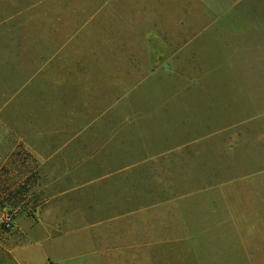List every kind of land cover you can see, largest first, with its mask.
<instances>
[{
  "label": "rangeland",
  "instance_id": "1",
  "mask_svg": "<svg viewBox=\"0 0 264 264\" xmlns=\"http://www.w3.org/2000/svg\"><path fill=\"white\" fill-rule=\"evenodd\" d=\"M109 1L116 0H0V264H27L15 252L26 245L25 236L40 213L44 217L58 210L62 194L68 196L67 214L86 204L94 214L104 213L106 176L121 171L107 165L142 158L138 134L152 129L160 136L172 123L182 126L180 119L168 120L173 113L181 119L198 116L182 103L203 105L199 113L205 122L193 123L198 150L162 155L144 168L147 178L264 171V53L250 56V40L227 41L226 48L216 51L214 38L208 51L197 47L202 34L218 25L191 26L185 18L175 25L174 16H206L201 0H161L163 40L157 56H145L134 72L95 71L96 44L112 38L96 31L113 22ZM172 4L193 8L165 7ZM243 24L249 30V16ZM80 63L87 66L84 72L78 71ZM218 65L225 71L213 73ZM203 81L209 88L196 90ZM186 91H195L194 100H188ZM174 93L182 102L179 112L169 102L161 105ZM147 112L159 117L146 121ZM221 113L225 120H212ZM123 140L134 146L123 152ZM172 161L179 167L171 168ZM82 193L95 200L71 197ZM147 225V239L152 240V218L147 217ZM45 238L37 236L25 253L31 264L63 258L65 244ZM177 247L147 248L146 264H192Z\"/></svg>",
  "mask_w": 264,
  "mask_h": 264
},
{
  "label": "crops",
  "instance_id": "2",
  "mask_svg": "<svg viewBox=\"0 0 264 264\" xmlns=\"http://www.w3.org/2000/svg\"><path fill=\"white\" fill-rule=\"evenodd\" d=\"M108 4L114 10L111 14L113 22L97 26L96 31L112 38L100 39L96 44L94 56L99 58L91 65L98 72H134L136 64L144 62L145 56L156 57L159 53L163 40L160 13L163 3L161 0H116ZM165 7L193 8L183 4ZM200 7L209 15L200 18L189 17L192 13L174 16L175 25H178V18H185V23L191 26L199 23L218 25L211 30L212 33L202 34L197 47L208 51V42L214 38H217L216 51L226 48L227 41L250 40V56L264 53V0H201ZM211 13L217 14L216 18H211ZM244 16H249V30L244 28ZM172 34L177 35L174 31ZM103 48L110 51L103 53ZM77 66L80 72L87 67L83 63ZM225 69L218 65L212 68V72ZM250 69L255 66L251 65ZM210 85L203 81L196 90H204ZM195 91H186L188 100L189 97L194 100ZM178 97L174 93L161 105L169 102V106L179 112L178 103L181 101H177ZM199 98L201 102L208 100ZM181 106L198 116L181 119V116L177 117L179 113H173L168 120L180 119L182 126L172 123L160 136L152 129L144 130L143 135L138 134L137 151L145 154L142 158L107 165V168L121 171L106 176L104 213L97 210L94 214L86 204L75 209L73 215L67 214L65 202L68 196L62 194L58 210H50L44 217L39 214L40 218L25 236L26 245L17 249L16 256L31 264L25 253L32 248L36 237L43 234L50 244H65L63 258L50 257L46 264H146L147 248L172 250L176 243L179 255L192 264H264V171L234 177L219 176L218 173L217 176L204 177L147 178L144 168L162 155L167 157L168 154L193 151V148L198 150L195 146L200 141L194 140L196 130L193 123L205 122L199 113V110L203 111V105L201 109L193 103H182ZM223 115L221 113L212 120H225ZM145 117L146 121L154 122L159 114L147 112ZM159 137L162 141H158ZM127 145L134 146L123 140V152H126ZM170 163L171 168L179 167L177 162ZM87 191L96 194L92 189ZM78 196L84 201L95 200L84 193L71 197ZM147 217L153 220L152 240L147 239V226L150 227Z\"/></svg>",
  "mask_w": 264,
  "mask_h": 264
}]
</instances>
